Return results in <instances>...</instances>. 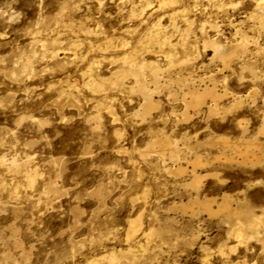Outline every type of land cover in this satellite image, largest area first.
Segmentation results:
<instances>
[{
	"label": "rangeland",
	"instance_id": "obj_1",
	"mask_svg": "<svg viewBox=\"0 0 264 264\" xmlns=\"http://www.w3.org/2000/svg\"><path fill=\"white\" fill-rule=\"evenodd\" d=\"M161 1L0 0V264H264V0Z\"/></svg>",
	"mask_w": 264,
	"mask_h": 264
},
{
	"label": "bare ground",
	"instance_id": "obj_2",
	"mask_svg": "<svg viewBox=\"0 0 264 264\" xmlns=\"http://www.w3.org/2000/svg\"><path fill=\"white\" fill-rule=\"evenodd\" d=\"M167 0H162L161 1V3L163 2H166ZM174 1H172V3H173ZM175 3V2H174ZM230 50V49H229ZM240 52V51H239ZM89 54V53H88ZM233 55V54H232ZM86 57V56H85ZM225 58V57H224ZM26 62V61H25ZM147 62V61H146ZM149 63V62H148ZM99 64V63H98ZM134 90V89H133ZM205 96H211L214 100L216 99V98H218V95L215 93V91H213V90H207V91H204V93H192V105L194 106V107H198L199 105H201L202 103H203V101H204V98H205ZM186 104V103H185ZM150 105H152V104H150ZM151 108H152V106H151ZM169 141V140H168ZM157 144V143H156ZM246 146V145H245ZM170 148V147H169ZM253 159V158H252ZM234 160V159H233ZM246 160V159H245ZM254 160L256 161V162H259L260 161V157H258V156H254ZM255 162V163H256ZM254 163V162H253ZM197 164V163H196ZM179 170V169H178ZM182 171H183V169H182ZM198 178H199V176H198ZM194 181H195V179H194ZM196 183H198L197 182V179H196V181H195ZM196 183H195V185H196ZM199 184V183H198ZM197 184V185H198ZM30 185V184H29ZM224 203V202H223ZM184 206V205H183ZM210 207V206H209ZM224 209H228V206L227 205H224ZM195 210V209H194ZM249 216V215H248ZM141 222V221H140ZM240 222V221H239ZM257 223V222H256ZM134 224V225H133ZM132 225H133V227L135 226V228L139 225V223L138 222H134ZM251 224V223H250ZM249 224V225H250ZM253 224V223H252ZM254 226V224L253 225H251V227H253ZM241 228V227H240ZM243 228V227H242ZM251 229V228H250ZM138 231V230H137ZM242 232V231H241ZM239 233V232H238ZM241 236V235H240ZM244 237V236H243Z\"/></svg>",
	"mask_w": 264,
	"mask_h": 264
}]
</instances>
